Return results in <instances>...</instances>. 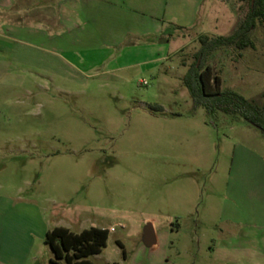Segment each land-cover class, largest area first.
Here are the masks:
<instances>
[{"label":"rangeland","instance_id":"1","mask_svg":"<svg viewBox=\"0 0 264 264\" xmlns=\"http://www.w3.org/2000/svg\"><path fill=\"white\" fill-rule=\"evenodd\" d=\"M56 6L49 33L0 85V253L53 264L41 220L74 233L112 227L93 264H178V251L204 253L224 233L264 252V137L194 107L182 83L197 37L231 33L247 0H167L156 35H135L133 19L109 34ZM249 35L253 49L220 48L207 62L220 89L261 103L264 26ZM152 222L164 254L143 246Z\"/></svg>","mask_w":264,"mask_h":264},{"label":"crops","instance_id":"2","mask_svg":"<svg viewBox=\"0 0 264 264\" xmlns=\"http://www.w3.org/2000/svg\"><path fill=\"white\" fill-rule=\"evenodd\" d=\"M60 2L64 4L68 15L79 14L84 19L85 26H101L109 34H114L120 29L121 20L130 19L140 24V29L133 31L135 35L143 33L156 35L164 30L159 16L165 11L167 0H60ZM56 4L57 0H0V85L6 82V75L11 65L21 59L25 45L33 48L36 46L35 39H38L41 33L44 35L49 33L50 24L56 18ZM147 20H149L148 23ZM66 21H68L67 16ZM3 213V209L0 208V217ZM54 227L63 226L51 227L41 220L38 232L45 236V233ZM150 227L153 242L143 246L156 250L161 248L163 254L166 253L169 250V242L166 239L160 240L154 222L150 224ZM97 228L106 229L108 235L112 231V227ZM181 228L182 223L176 222L172 229L165 232L166 234L174 230L179 232ZM232 234L224 233L212 239L208 251L204 253H194L188 256L189 253L181 249L176 256V259L180 261L178 264H264L260 261L256 262L257 256H264L263 250L257 246L248 250V240L240 232ZM4 236L7 238L6 226L0 222V238ZM186 258L192 259L191 263H185ZM0 264L18 263L9 262L2 252L0 253Z\"/></svg>","mask_w":264,"mask_h":264},{"label":"trees","instance_id":"3","mask_svg":"<svg viewBox=\"0 0 264 264\" xmlns=\"http://www.w3.org/2000/svg\"><path fill=\"white\" fill-rule=\"evenodd\" d=\"M247 2L246 12L231 33L216 36L203 33L197 37L199 47L182 76V83L194 107H201L210 114L239 116L264 137V100L257 103L230 88L220 89V77L213 73L212 66L207 62L220 48L242 51L255 47L249 33L257 22L264 26V0ZM107 237L108 231L104 228L89 227L74 233L65 227H54L45 233L44 242L53 254L50 260L53 264H93L88 257L101 252ZM118 245L122 248L119 242ZM122 254L124 256L123 249Z\"/></svg>","mask_w":264,"mask_h":264},{"label":"water","instance_id":"4","mask_svg":"<svg viewBox=\"0 0 264 264\" xmlns=\"http://www.w3.org/2000/svg\"><path fill=\"white\" fill-rule=\"evenodd\" d=\"M148 229H149L150 237L148 238L147 245H150L153 242V238H152V230H151V227L149 226Z\"/></svg>","mask_w":264,"mask_h":264},{"label":"built area","instance_id":"5","mask_svg":"<svg viewBox=\"0 0 264 264\" xmlns=\"http://www.w3.org/2000/svg\"><path fill=\"white\" fill-rule=\"evenodd\" d=\"M143 83H145V81H143ZM111 230H113V229L111 228Z\"/></svg>","mask_w":264,"mask_h":264}]
</instances>
